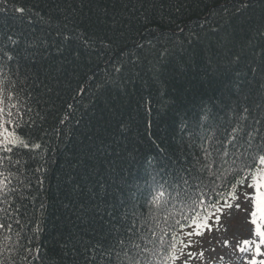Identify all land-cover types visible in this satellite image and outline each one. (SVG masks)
<instances>
[{"label":"trees","instance_id":"16d2710c","mask_svg":"<svg viewBox=\"0 0 264 264\" xmlns=\"http://www.w3.org/2000/svg\"><path fill=\"white\" fill-rule=\"evenodd\" d=\"M14 4L31 12L18 18ZM4 52L14 57L0 64L17 107L6 98L0 123L11 111L42 147L32 159L14 149L24 155L13 165L7 157H18L0 145V172L16 173L9 187L29 197L0 196V264H87L86 247L116 228L127 235L133 221L152 241H138L149 249L142 264L197 247L190 218L210 214L215 226L243 175L235 149L223 163L216 140H226L232 110L254 108L264 91L252 71L264 64V0H7ZM201 145L212 152L210 171H198ZM60 244L66 256L54 255Z\"/></svg>","mask_w":264,"mask_h":264},{"label":"snow or ice","instance_id":"6c2138e0","mask_svg":"<svg viewBox=\"0 0 264 264\" xmlns=\"http://www.w3.org/2000/svg\"><path fill=\"white\" fill-rule=\"evenodd\" d=\"M7 0H0V3H6ZM15 13H19L18 18H24L28 13L31 12V9L24 5H13ZM29 22H31L30 17ZM11 39V37H9ZM65 39H70V37L65 36ZM15 43V41L13 42ZM11 61L14 59L12 55L7 52H4L3 56H0V61L3 60ZM240 57L237 56L236 60L239 61ZM4 64H0V105H4L5 99L7 98L8 102L11 104L12 95L10 92L11 88L15 87V83L8 81L4 76L2 69ZM252 71H259L262 76H264V64H262L259 69H252ZM18 74V73H17ZM261 89H264V82L261 83ZM254 108L248 105L242 107L241 110H232L230 118L234 120L230 130L225 129L227 132L226 140L217 139L216 143L222 145V148H216L215 151L221 154L222 162L227 163V160H223V157H227L233 149L232 155L235 157L232 163L235 164L237 161H240L239 173L243 175L236 184L232 186V191L228 193V198L235 200L237 199L235 189L237 185H246L247 188L252 189V194L249 196L245 193V199H249L252 202L254 210L251 212V223L255 225V234L260 237L259 244H256V255H261L260 245L264 244V91L261 92L259 101H254ZM12 108L17 107L16 104H11ZM259 110V116L253 115V111ZM29 111H31L29 109ZM5 113V107L0 106V116H3ZM13 113L11 111L7 112V119L4 123H0V145L3 146L5 153H14L18 158L13 161L11 157H7V161L10 164H20L23 159V153L14 152V149H28L29 150V159L33 157L30 155L31 151L34 149H39L42 145L38 142H34V136L31 131L32 124H29L25 121L23 124L19 121H13L11 117ZM249 117H252L249 121ZM202 120L207 121L209 115L205 113L202 117ZM15 124V127L12 130H9L5 127V124ZM34 123V121H33ZM63 123V121H61ZM203 127V125H201ZM215 139V132H212L207 140L205 141L211 146V141ZM230 146V147H229ZM203 152V162L199 159L197 163L200 165L198 171H204L205 169L211 170L214 160L211 159L212 152L208 147L201 145ZM5 157H0V165L5 163ZM27 163V161H25ZM41 169L37 168L36 171ZM16 173L11 170H7V175L4 172H0V196L4 197L3 203H8V197L11 194L19 195L20 200L29 199V197L21 194L16 187H9L11 184L10 177H14ZM23 183V181H21ZM37 183L43 184L42 180H38ZM184 184H187V180L183 181ZM163 188V185L160 186ZM180 193L177 192V196ZM187 195V193H185ZM223 198V194H219ZM164 196L163 191H157L156 194L152 197L150 203L157 204ZM197 200L193 199L192 204H196ZM203 201L200 200V204ZM224 206L231 207L232 205L228 204L227 200L224 201ZM20 207H25L20 205L16 208V211L19 212ZM44 205H41L43 208ZM210 207H215V205H210ZM238 208L239 205H236ZM7 212V209H0ZM221 208H216V211H221ZM27 214V213H25ZM135 215V213H133ZM210 214L201 216L199 212H196L193 217H191L190 227H194L196 231L189 232L187 235H203V232L200 229H209L207 223ZM188 219V218H186ZM259 221V223H258ZM16 223L19 224V220H16ZM4 224H0V228H4ZM7 229L11 230V225H7ZM210 230V229H209ZM37 231H42V229L37 226ZM139 230L135 228V221H133L132 226L127 228L125 232L127 235L119 234V228H116L114 231L106 234L101 240H98L91 247H86L84 249L85 253H93V255H85V261L87 264H93V261H97V264H142L144 259V253L148 252L149 249L138 241H147V243H152V241L147 240L146 235L141 234L137 236ZM154 236L155 233H152ZM175 239V237H173ZM182 243V242H181ZM243 243L249 244V241H244ZM164 244L163 237H161V245ZM188 245H184L187 247ZM171 248L175 249V244L170 245ZM60 251H54L55 256H66L67 252L63 251L66 248V245H59ZM39 249H37L38 251ZM241 252L245 251L244 248L239 249ZM75 251V249H73ZM183 252L180 253L169 252L165 258V264L167 260L176 261L180 258ZM191 255V254H189ZM203 255V253H201ZM249 264H257L255 259L251 260ZM259 264H264V260L260 261Z\"/></svg>","mask_w":264,"mask_h":264},{"label":"rangeland","instance_id":"374dc122","mask_svg":"<svg viewBox=\"0 0 264 264\" xmlns=\"http://www.w3.org/2000/svg\"><path fill=\"white\" fill-rule=\"evenodd\" d=\"M235 193L237 199H227L231 207L224 206V203L219 207L222 210L219 211L216 225L209 224L210 230L200 229L205 234L197 235V247L183 251L173 264H249L253 259L259 264L264 260V244L260 245L261 255H256V244H259L260 237L255 234V225L251 223L252 202L245 199V193L250 196L252 189L241 185ZM261 230L264 231V227ZM244 241L250 243L245 244ZM240 248L245 251L241 252Z\"/></svg>","mask_w":264,"mask_h":264}]
</instances>
